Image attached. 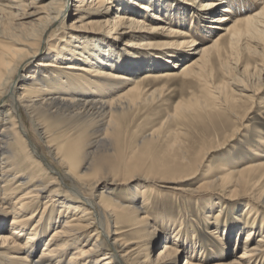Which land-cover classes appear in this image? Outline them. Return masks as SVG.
Masks as SVG:
<instances>
[{
	"label": "bare ground",
	"instance_id": "6f19581e",
	"mask_svg": "<svg viewBox=\"0 0 264 264\" xmlns=\"http://www.w3.org/2000/svg\"><path fill=\"white\" fill-rule=\"evenodd\" d=\"M73 2L0 0V264H178L187 247L183 264H264V138L205 167L264 119V0ZM176 79L190 99L162 136L142 128ZM165 189L218 203L214 243L151 224Z\"/></svg>",
	"mask_w": 264,
	"mask_h": 264
},
{
	"label": "rangeland",
	"instance_id": "374dc122",
	"mask_svg": "<svg viewBox=\"0 0 264 264\" xmlns=\"http://www.w3.org/2000/svg\"><path fill=\"white\" fill-rule=\"evenodd\" d=\"M74 1L75 2H73L72 6H71L72 10H74L76 8L75 6L78 4V0H74ZM180 9H183V8L180 7ZM72 21H73V18L69 17L65 22H62V24H66L65 26H70ZM201 41H202V39L200 38L198 40V42L200 43ZM181 65H182V63L179 65V67H177V70L180 68ZM184 82L185 81H183L181 79H176V80L172 81V83L169 84V87L171 89L169 94L164 95L161 98V100H159L156 103V105L151 106L152 109H150L146 113H143V115L141 116V119L143 120L141 123L142 128L146 129L147 126H149V124L152 125V124L156 123L157 124L156 125L157 126L156 127L157 133L156 134H158L159 136H162L168 130V127H166V126L165 127L164 126L158 127L159 120H161V117L164 115V113H166L170 109L173 111L172 108L175 106V104L179 103L180 101L187 102L190 99L191 93H189L187 91V84ZM162 101H165V103H163ZM263 101H264V99H263ZM259 113H260L259 111L254 112L250 116L249 120L247 121V125L250 127L247 130L246 129L243 130L241 132V134H239V136L237 137V140L233 141L231 143V146H228V147H226V149H222L219 152H215L212 155V157L208 159V161L205 164V167H206V165H208L209 163H211V161H214L215 159H222L223 158V159L229 160L230 162H234L235 160L238 161V159L242 160V157H244L245 160L248 159V157L252 158L253 157L252 153H250V151L247 150L248 146L250 145L251 147H253L255 145V139L254 138L256 135L261 136V138H264V119L262 118V116L259 115ZM40 152L42 153L41 149H40ZM245 154H246V156L248 155V157H245ZM43 159H44V161L47 159L46 162L51 163V160L48 157L43 158ZM205 171H206V168H205ZM199 179H197V180H199ZM64 182H65L66 189L71 190L72 189L71 182L69 184V181L65 180V179H64ZM135 185H138L137 182ZM127 189H132V188H129L128 186H123L122 188L118 189V190H123L122 192H120L119 195L121 197H123V196L126 197L125 191ZM100 191L97 192V194H100ZM163 192H164L163 194L165 195V198L164 199L159 198L157 203H156L157 205L154 204L153 207L149 208L150 216H151V218L153 217L152 220H150V222L152 225L155 224L154 225L155 228H157V229L159 228V230L161 231L160 228H162L163 222H173L174 223L176 221H178V222L183 221L184 225H186L188 228L192 229L189 231V236H190L189 238H191V240L195 236L198 239V241H197L198 243L201 242V240H202L205 242L204 243L205 245H207V243H214L216 241L212 237L216 238V237H218V235H213L212 234L213 232H211V230L215 229V227L212 225L213 222H211L208 225V227H206L207 225L205 224V221L207 219L209 212H210L211 216H216V213L218 212V209H219V207L217 206L218 203H216L214 200H209L208 195H206V192L203 190H201L200 192H195V194L193 196H191L192 197L191 199H193V200H188L187 198L189 197V195L184 194V193L179 195L180 196L179 198H175V196H172L173 193L170 192V190L165 189V190H163ZM175 193L178 194V192H175ZM227 210L229 212V218H231V217L235 216V214H237L238 219H239L238 222L241 223V228H242V225H244V223L247 219L243 208H239L236 211H233L232 208H229ZM172 218H174V219H172ZM156 219H158L159 222L156 221ZM192 220L195 223L191 224ZM9 222H10V219L8 220V223ZM160 225H161V227H160ZM257 227L260 228V223L257 224ZM208 229H210V230L207 233H205V231ZM239 229H240V227L239 228L237 227L234 229L230 228L229 229L230 233L229 232H227V233L232 235L231 237H234L235 234H233V231H235V230L239 231ZM245 231H247V230H245ZM244 232L241 233L242 235L240 236V238H241L240 242H244V240H245V233ZM208 235L212 236L211 237L212 239H209ZM261 235H262L261 232L259 234H257L256 240H259ZM135 237H136L135 234L128 233V236L125 238L133 239ZM168 242H171V241H168ZM231 242L234 245V240L233 239L229 240L230 249L232 247ZM255 243H256V241H255ZM161 244L162 243H160V245ZM155 248H157V247H155ZM158 250H161V248H159V246H158ZM189 251L190 250L187 247L186 252H188V253L181 255V258L179 259L178 264H183L184 260H187L188 255L190 253ZM239 253H240V249H238V251L234 255L231 253V257L227 258L228 261H230L231 259L238 256Z\"/></svg>",
	"mask_w": 264,
	"mask_h": 264
}]
</instances>
